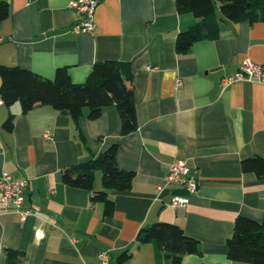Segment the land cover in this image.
Masks as SVG:
<instances>
[{
    "label": "crops",
    "instance_id": "1",
    "mask_svg": "<svg viewBox=\"0 0 264 264\" xmlns=\"http://www.w3.org/2000/svg\"><path fill=\"white\" fill-rule=\"evenodd\" d=\"M10 17L0 24V66L29 70L54 81L66 68L73 84H86L95 64L129 62L138 130L122 135L115 107L95 120L74 121L51 106L23 112L21 103L0 107V177L27 179L23 220L0 206V264L17 252L20 264H174L140 231L174 224L200 243L201 255L182 264H232L227 243L239 217L264 221V179L244 173L242 161L264 158V82L244 80L223 88L243 62L264 66V22L220 20L217 40L197 42L179 55L177 36L199 22L179 14L176 0H99L96 29L77 34L72 0H5ZM222 19L219 7L216 13ZM182 86L177 87V81ZM0 77V87H1ZM9 118L14 126L6 127ZM50 135L47 139L46 135ZM118 145V165L135 174L131 188L109 191L115 211L91 200L104 191L103 173L94 189L64 183V172ZM187 163L198 191L186 208H173L177 186L159 192L171 165ZM1 195V193H0Z\"/></svg>",
    "mask_w": 264,
    "mask_h": 264
},
{
    "label": "trees",
    "instance_id": "2",
    "mask_svg": "<svg viewBox=\"0 0 264 264\" xmlns=\"http://www.w3.org/2000/svg\"><path fill=\"white\" fill-rule=\"evenodd\" d=\"M179 14H193L199 22L180 33L176 40L179 55L188 54L199 41L217 40L221 33L220 20L229 22H264V0H176ZM219 7L222 19H218ZM10 17V6L0 0V24ZM2 80L0 96L8 107L19 102L23 112L36 106L47 105L61 114L70 115L74 121L84 116L98 119L103 111L115 107L122 121V135L138 130V119L133 89V68L129 62L106 61L95 64L86 84L75 85L66 68L58 69L54 81L22 68L0 66ZM6 127L12 129L13 119ZM244 173H255L264 179V158L257 156L242 161ZM103 173L104 191L93 192L94 203H103L106 217L115 211L109 191L124 192L131 188L135 174L122 170L118 165V145H113L97 158L81 163L64 172V183L84 190L94 189L95 174ZM142 244L155 242L174 264H182L186 255H201L200 243L188 237L177 225L156 223L142 229L138 235ZM228 258L232 264H264V221L257 222L239 217L235 222L232 238L227 243ZM17 252H9V264H20ZM125 253L122 264L129 259Z\"/></svg>",
    "mask_w": 264,
    "mask_h": 264
},
{
    "label": "built area",
    "instance_id": "3",
    "mask_svg": "<svg viewBox=\"0 0 264 264\" xmlns=\"http://www.w3.org/2000/svg\"><path fill=\"white\" fill-rule=\"evenodd\" d=\"M99 5V0H72L68 7L76 10L80 18L74 28L77 34H90L96 29L95 14ZM254 82H264V66L255 64L247 60L243 62L239 72L234 76H228L221 82L223 88L244 80ZM182 81H177V87L182 86ZM4 104L0 96V107ZM49 139L50 135H46ZM29 180L16 179L8 172H3L0 177V206L8 211L13 210L19 214L23 220L33 215V211L25 207L26 191L29 187ZM177 186L183 193H175L172 197L171 206L175 209L186 208L189 205V196L196 194L199 183L196 172H192L187 163L183 160L174 162L164 184L158 187L159 192H164L167 188ZM99 264H110V254L107 251L98 254Z\"/></svg>",
    "mask_w": 264,
    "mask_h": 264
}]
</instances>
